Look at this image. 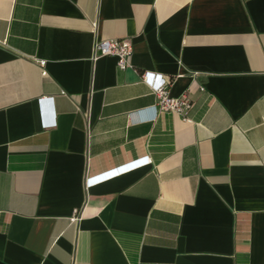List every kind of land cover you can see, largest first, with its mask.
<instances>
[{
    "label": "crops",
    "instance_id": "crops-1",
    "mask_svg": "<svg viewBox=\"0 0 264 264\" xmlns=\"http://www.w3.org/2000/svg\"><path fill=\"white\" fill-rule=\"evenodd\" d=\"M0 264H264V0H0Z\"/></svg>",
    "mask_w": 264,
    "mask_h": 264
},
{
    "label": "built area",
    "instance_id": "built-area-1",
    "mask_svg": "<svg viewBox=\"0 0 264 264\" xmlns=\"http://www.w3.org/2000/svg\"><path fill=\"white\" fill-rule=\"evenodd\" d=\"M96 26L95 22H92V27ZM101 55H113L116 58V64L119 68L125 69L131 66L130 55L131 49L129 41L126 38L107 37L96 39L93 43V57ZM38 63L42 66L45 63V59H38ZM156 74L151 71H141L140 79L150 85L157 97V108L160 110H167L182 114L184 117H188V113L193 105L192 99L188 95L176 96L172 95L169 91V79H166L162 75H159V79L156 82L150 80V75ZM150 162L148 156L139 157L98 174L88 176L86 178V185L98 183L114 177L125 171H129L136 167L145 165ZM77 215L71 217L72 220L77 219Z\"/></svg>",
    "mask_w": 264,
    "mask_h": 264
}]
</instances>
